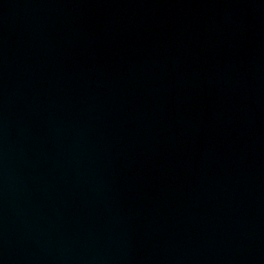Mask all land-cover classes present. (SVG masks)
I'll list each match as a JSON object with an SVG mask.
<instances>
[{
  "label": "water",
  "instance_id": "obj_1",
  "mask_svg": "<svg viewBox=\"0 0 264 264\" xmlns=\"http://www.w3.org/2000/svg\"><path fill=\"white\" fill-rule=\"evenodd\" d=\"M0 264H264V0H0Z\"/></svg>",
  "mask_w": 264,
  "mask_h": 264
}]
</instances>
